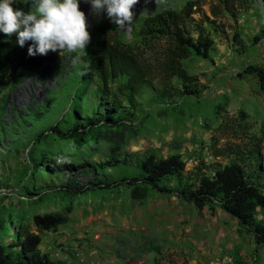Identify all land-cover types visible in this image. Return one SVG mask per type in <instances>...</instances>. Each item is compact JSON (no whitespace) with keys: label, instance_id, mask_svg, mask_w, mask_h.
<instances>
[{"label":"rangeland","instance_id":"rangeland-1","mask_svg":"<svg viewBox=\"0 0 264 264\" xmlns=\"http://www.w3.org/2000/svg\"><path fill=\"white\" fill-rule=\"evenodd\" d=\"M187 1L194 0H138L126 34L106 10L98 13L80 0L90 33L85 52H53L28 72L25 46L8 47L0 70V244L14 241L21 224L35 233L33 216L70 208L65 224L40 233L39 250L53 261L229 264L233 253L245 263L264 264V246L220 208L198 210L156 191L140 201L130 198V183L142 176L148 154H178L186 164L181 181L168 177L159 183L165 189L192 187L201 163L208 165V176L240 163L255 169V184L264 185V90L256 75L244 72H264V0L236 1L213 25L202 20L211 0H199L186 29L197 40L202 27V38L213 44L207 58L180 61L194 79L183 83L159 72L167 42L145 37L140 28L146 17L179 11ZM100 26L109 27L112 41L151 73L140 84L135 69L109 79L105 101L92 66L103 35L91 33ZM106 115L112 124L100 120ZM96 122L97 137L81 142L55 133L85 132ZM217 151L222 155L213 157ZM80 190L86 194L79 196ZM255 219L264 225V212L258 209ZM77 249L95 257L80 261Z\"/></svg>","mask_w":264,"mask_h":264},{"label":"trees","instance_id":"trees-1","mask_svg":"<svg viewBox=\"0 0 264 264\" xmlns=\"http://www.w3.org/2000/svg\"><path fill=\"white\" fill-rule=\"evenodd\" d=\"M80 1V0H79ZM244 0H211L209 16L202 14V20L210 25L222 14L223 9L230 11L234 2ZM199 0L187 1L179 11L163 10L146 17L142 21L140 32L148 38L163 39L167 42V53L164 55L159 72L166 78L176 77L183 83H188L194 79L187 75L181 66L180 61L190 58L192 55L200 58H207L212 47V40L207 37L202 38L203 28L198 27L196 32L199 38L194 40L186 29L185 22L195 13L194 9ZM14 9L19 8L25 12L34 11L31 0H13ZM212 19V20H211ZM109 27H98L92 33L94 36L101 32L103 39L95 51L92 66L97 78L102 83V101L109 98L108 80L117 79L128 74L132 69L137 71L138 83L149 80L150 70L143 68L132 54L131 50L125 49L114 43L109 36ZM6 36L0 33V70L4 64L7 49L12 43H16V34L5 41ZM30 43V42H29ZM28 44L23 51L25 54V71H31L44 62L46 56L37 55L30 57L27 54ZM247 74H254L258 77L261 89L264 90V72L254 67H247L244 71ZM151 80V79H150ZM107 120L111 123L109 116H102L100 120ZM100 122L90 125L85 132L76 129L69 131L67 135L56 130L60 137L70 136L75 141L81 142L87 138L97 137L100 132ZM112 124V123H111ZM222 153L217 151L213 157H220ZM185 162L181 156L176 154L167 158H158L154 154H148L140 164L142 176L130 183L132 189L130 198L133 201H140L147 197L150 191H156L167 196H173L179 200L192 204L198 210L207 207L210 212L220 208L230 217L237 220L238 224L252 233L255 243L264 246V225L256 222L255 215L259 209L264 212V185L255 184L254 176L257 172L248 170L240 163L219 167L214 170L212 176H208L204 171L208 165L201 163L197 167L193 177L195 184L192 187L185 185V189L180 192L159 187V183L168 177H175L181 181L185 172ZM79 196L86 194L85 190L77 193ZM70 208L60 212L35 215L31 219V226L35 233L27 232L24 224L18 226L16 239L7 245L0 244V264H67L65 262L53 261L48 255L42 254L39 250L41 243L40 233L55 231L59 226L68 221ZM2 224L0 223V231ZM229 264H249L243 262L235 254L230 255Z\"/></svg>","mask_w":264,"mask_h":264},{"label":"clouds","instance_id":"clouds-1","mask_svg":"<svg viewBox=\"0 0 264 264\" xmlns=\"http://www.w3.org/2000/svg\"><path fill=\"white\" fill-rule=\"evenodd\" d=\"M92 10H106L116 30L131 33L134 24L133 6L138 0H87ZM34 11L14 9L13 0H0V33L11 37L23 48L28 44L30 57L46 56L50 51L85 52L90 43L84 12L79 0H31ZM30 42V43H29ZM79 57L73 60L76 63Z\"/></svg>","mask_w":264,"mask_h":264},{"label":"built area","instance_id":"built-area-1","mask_svg":"<svg viewBox=\"0 0 264 264\" xmlns=\"http://www.w3.org/2000/svg\"><path fill=\"white\" fill-rule=\"evenodd\" d=\"M94 239H98V236L96 235L95 237H94ZM75 256H76V258L78 259V260H80V261H86V258L84 257V255H83V252H81L80 250H76V252H75Z\"/></svg>","mask_w":264,"mask_h":264},{"label":"crops","instance_id":"crops-1","mask_svg":"<svg viewBox=\"0 0 264 264\" xmlns=\"http://www.w3.org/2000/svg\"><path fill=\"white\" fill-rule=\"evenodd\" d=\"M85 258H86V260H88L87 258H89V259H91V258H93V257H95V256H92V255H90L89 254V256L87 257V256H84ZM61 258H62V256H61ZM90 261V260H89ZM67 264H71V262H70V260H68V261H65Z\"/></svg>","mask_w":264,"mask_h":264}]
</instances>
